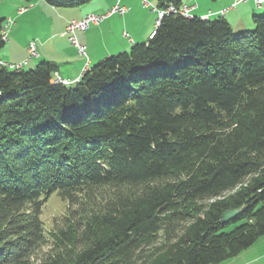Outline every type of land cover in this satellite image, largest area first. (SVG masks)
<instances>
[{
	"label": "trees",
	"instance_id": "obj_1",
	"mask_svg": "<svg viewBox=\"0 0 264 264\" xmlns=\"http://www.w3.org/2000/svg\"><path fill=\"white\" fill-rule=\"evenodd\" d=\"M252 21L166 14L69 85L56 63L0 61V264H36L55 192L70 214L37 264H221L263 238L264 14Z\"/></svg>",
	"mask_w": 264,
	"mask_h": 264
},
{
	"label": "crops",
	"instance_id": "obj_2",
	"mask_svg": "<svg viewBox=\"0 0 264 264\" xmlns=\"http://www.w3.org/2000/svg\"><path fill=\"white\" fill-rule=\"evenodd\" d=\"M19 1V0H18ZM26 2V0H24ZM148 4H144L143 0H102L103 4L97 5V9H90L88 5H82L77 8L80 10L72 15L67 17L61 26L51 34V36H47L46 38H36L32 39V36L29 35L28 40L23 44V51H21L19 58L17 60L8 61L2 58L0 61L12 64H18L26 59H28V45L31 41H35L39 39L41 43L39 44V56L34 58L36 61H32L31 67L36 65L39 60L47 61V62H54L58 65V73L71 81H75L80 79L83 70L87 67V69L91 68L95 63L100 62L101 60L116 55L122 52L130 51L131 47L136 43L147 42L148 39L151 37L152 33L156 30L155 23H156V11L155 8L157 7V0H147ZM98 2V1H96ZM152 2H156L155 7L150 10ZM183 4H186L192 8L191 14L196 15L199 17H219L224 16L226 20L230 23L233 27L234 31H242L248 29L250 27V19L254 16V14L261 13L264 11V4L261 7H258L254 0H248L247 2L239 3L235 8L232 7V0H182ZM18 3H21L19 1ZM116 5L124 6L128 9L124 15H121L123 19H119L118 14H114L113 16L105 19L99 25H92L94 26L93 30L86 34H81V31L77 32L76 36L80 33V41L78 38L79 43L82 46L86 47V55H81L79 50L73 44V53L78 52V57L76 59H72L66 57L59 59L60 55H54L50 50L53 47H58L59 40H69L64 34L66 26L71 20L74 19H82L88 14H103L110 11ZM20 6L19 8H22ZM31 8V9H29ZM27 12L19 14V16H24L29 19L30 17L33 18L36 12L39 13V10H54L59 9L58 7H53L49 5L45 0H33L30 2ZM68 9V8H65ZM74 9V8H71ZM223 11L225 13L223 14ZM28 13V14H27ZM6 19V18H3ZM253 23V22H252ZM20 25L17 26L16 29L12 30L10 36L13 35V39L9 41V48L8 53L13 50L14 41L17 38L20 32ZM125 32L128 33L129 37L132 39L131 42L128 38L125 37ZM59 39V40H58ZM17 47V46H15ZM65 48H57V52L62 51ZM66 50V49H65ZM6 53V55H9ZM3 56H5L3 54ZM62 56V55H61ZM86 59V61H85ZM33 60V59H32ZM31 60L28 61V65H30ZM86 69V70H87ZM261 240V238L259 239ZM257 241L252 247L243 251L240 255L227 260L221 264H262L261 262L264 260V253L261 252L264 250V237L262 238L263 241ZM260 242V243H259ZM263 253V254H261Z\"/></svg>",
	"mask_w": 264,
	"mask_h": 264
},
{
	"label": "rangeland",
	"instance_id": "obj_3",
	"mask_svg": "<svg viewBox=\"0 0 264 264\" xmlns=\"http://www.w3.org/2000/svg\"><path fill=\"white\" fill-rule=\"evenodd\" d=\"M19 1H21V3H18ZM0 0V19L3 18H12L13 19V26H12V30L16 29L18 25H20V32L17 36V38L14 41V47L13 50L8 53V48H9V42L6 43L5 47L3 49L0 50V59L2 58H8L5 60L8 61H13V60H17V58H19V55L21 53V51H23V44L26 42V40H28V36L31 35L32 39L36 38L37 36H39L38 38H46L47 36H51V34L53 32H55L60 26L61 23H63V21L69 17L72 16L74 14H76L80 8L77 7H66L68 9H65V7H62L59 9H54V10H39V13L36 12L34 14L33 18H29L27 19L25 16L23 18H21L22 16L18 15V11L21 9L19 8L20 6H23L22 8H27V10L25 12H27L30 7V3L25 2L24 0ZM98 1V2H96ZM233 2V0H232ZM143 3L148 4L147 0H143ZM103 4L102 0H92L88 3H86L85 5H88L90 7V9H97V8H101V7H97V5ZM152 6L150 8L153 9V6L155 7L156 2H152L150 3ZM117 6V5H116ZM120 7H124V6H120ZM29 8V9H28ZM74 8V9H71ZM156 11V10H155ZM109 12V11H108ZM107 12V13H108ZM28 14V13H27ZM95 14V13H92ZM106 13L103 14H96V15H104ZM264 14V11H261V13H259V15ZM119 19H123V17L121 16V14H118ZM156 20L158 18V13L156 11ZM212 16H207V18H211ZM217 17H213L212 19H215ZM250 27H247L248 29L246 30H252L254 29V24L252 23V19H250ZM156 24V23H155ZM94 26H90L86 31L88 33H90L94 28ZM11 30V31H12ZM85 31V32H86ZM243 31V30H242ZM241 31V32H242ZM245 31V30H244ZM85 32H81V34H86ZM80 33L77 35L80 41ZM11 38L13 39V35L10 36V40ZM68 38V37H67ZM59 40V39H58ZM41 43V41L39 39H36V44H37V51L39 48V44ZM56 43L58 44V47H53L50 51L52 53H54V55H60L59 59L66 57V55L68 54V57L72 58V59H76L78 57V52L73 53V45L71 42H69L67 39L66 40H59L58 42L56 41ZM17 46V47H15ZM57 48H65L62 53H60L59 51L57 52ZM131 50V49H130ZM28 51V49H27ZM6 53H8L9 55H6ZM39 53V51H38ZM3 54L5 56H3ZM62 55V56H61ZM29 59V53H28V57ZM36 60H32L30 61V65L25 66V69L30 70L35 68V66L40 62L34 65L33 67H31L32 63ZM86 61V59H85ZM54 63V62H53ZM97 64V63H95ZM94 64V65H95ZM11 69H15L13 67H10ZM84 71V70H83ZM83 73V72H82ZM69 214H70V210H69V203L66 200H63L57 192L53 193L49 199L47 200V202L44 204L43 209H42V214H41V220L44 223V230L46 233V237H47V241L48 243L46 245H44L41 250H39L38 254L35 256L34 259V263H39V261L46 257V255L52 250V245H53V237H52V233L56 232V229H60L62 227H64L67 219L69 218ZM234 228V225H231L228 230H232ZM260 242L263 241L262 238L261 240H259ZM259 242V243H260ZM261 252L264 253V250H262ZM261 253V254H263ZM262 264H264V260L261 262Z\"/></svg>",
	"mask_w": 264,
	"mask_h": 264
},
{
	"label": "built area",
	"instance_id": "obj_4",
	"mask_svg": "<svg viewBox=\"0 0 264 264\" xmlns=\"http://www.w3.org/2000/svg\"><path fill=\"white\" fill-rule=\"evenodd\" d=\"M247 1L248 0H233L232 7L235 8L239 3L247 2ZM254 1L258 7H261L264 4V0H254ZM26 10H27V8H21L18 11V13L22 14ZM191 10H192V8L188 5H183L179 9L178 8L168 9L167 8L165 10H157L158 20H157L155 26H157V24H160V21L164 17V15L170 14V13L179 14V15L191 18V15H192ZM126 12H127V8L120 7L118 5V6H115L114 8H112L108 13H106L104 15L88 14L82 19L71 20L68 23V25L66 26L64 34L66 36H68L70 42L78 48L79 53L81 55H86L87 54L86 47L82 46L79 43L78 38L76 36L77 32H79V31L85 32L91 25H99L105 19L113 16L114 14H122L123 15ZM224 13H225V11H223V14ZM13 24H15V23H13V19L8 18V19H6V24L3 25V29L1 31V36H2V39L5 43H8L10 41V33L12 30L11 28H12ZM152 36H153V34L151 35V37ZM125 37L128 38L131 42H133L132 39L129 37L127 32H125ZM28 53H29V59H26L25 61H23L21 63L12 64V63L3 62V65L7 66L8 68L13 67V66H22V69L25 68V66H27L29 60L34 59V58L39 56V53L37 51V44L35 41H31L29 43ZM87 67L84 69L83 72L86 71ZM77 80H79V79H77ZM53 81L56 83H62L64 85L72 84V82L69 79L62 77L58 72L54 73Z\"/></svg>",
	"mask_w": 264,
	"mask_h": 264
},
{
	"label": "water",
	"instance_id": "obj_5",
	"mask_svg": "<svg viewBox=\"0 0 264 264\" xmlns=\"http://www.w3.org/2000/svg\"><path fill=\"white\" fill-rule=\"evenodd\" d=\"M241 212V209H229L222 214L221 220L223 223H228L235 219Z\"/></svg>",
	"mask_w": 264,
	"mask_h": 264
},
{
	"label": "bare ground",
	"instance_id": "obj_6",
	"mask_svg": "<svg viewBox=\"0 0 264 264\" xmlns=\"http://www.w3.org/2000/svg\"><path fill=\"white\" fill-rule=\"evenodd\" d=\"M146 4V3H145ZM118 6V5H117ZM126 8V7H125ZM168 9H175V7H170V8H168ZM155 10L157 11V10H160V9H158L157 7L155 8ZM127 12H128V9H127ZM158 13V12H157ZM122 15V14H121ZM124 15V14H123ZM165 16V15H164ZM203 18H207V17H203ZM157 20H158V18H157ZM157 20H156V22H157ZM162 20V19H161ZM160 23H161V21H160ZM5 24H6V21H5ZM160 24H157V26H159ZM155 32V31H154ZM154 32L152 33V34H154ZM13 68H15V69H22V66H13ZM84 74V72L82 73V75ZM81 75V76H82ZM81 76H80V78H81ZM71 81V80H70ZM75 81H79V80H75ZM75 81H71V82H75Z\"/></svg>",
	"mask_w": 264,
	"mask_h": 264
}]
</instances>
